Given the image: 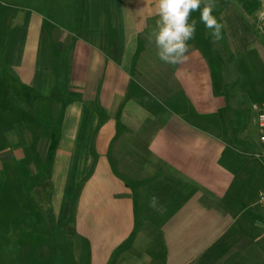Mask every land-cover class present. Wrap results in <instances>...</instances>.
Segmentation results:
<instances>
[{
    "label": "crops",
    "instance_id": "obj_1",
    "mask_svg": "<svg viewBox=\"0 0 264 264\" xmlns=\"http://www.w3.org/2000/svg\"><path fill=\"white\" fill-rule=\"evenodd\" d=\"M22 1L0 0V246L50 214L70 224L38 242L55 264H264L238 233L244 115L200 12L173 66L156 54L157 0Z\"/></svg>",
    "mask_w": 264,
    "mask_h": 264
},
{
    "label": "rangeland",
    "instance_id": "obj_2",
    "mask_svg": "<svg viewBox=\"0 0 264 264\" xmlns=\"http://www.w3.org/2000/svg\"><path fill=\"white\" fill-rule=\"evenodd\" d=\"M20 2L23 3L22 0ZM222 8L223 13H229L232 9L237 16L233 37L223 36L219 43L226 46L228 52L223 59V77L230 86L225 92L238 95L240 100L238 107L233 106L232 110H228L237 118H241L240 114L244 115L240 126L246 139V142H239L243 151L237 152L236 167L233 164L228 166L234 173L230 189L241 202L239 222L244 224H240L238 233L244 234V241L249 248L264 250V204L261 202V192H264V158L258 155L264 153V144L260 139L258 111L255 109V104H264V0H222ZM228 41L232 42L233 50L226 44ZM112 177L117 175L113 173ZM106 183L113 184L112 181ZM33 216V220L13 230L15 241L21 234L25 236L24 245L15 243L0 246V264H55L54 260H40L42 244L38 242H42L43 237H47V242L52 237L59 238L64 234L63 231L69 229L70 224L62 226L49 214L45 220L46 229L42 230L39 226L43 223L36 224V214L33 213ZM49 245L54 252V241ZM7 247L11 255L5 254ZM5 257L11 259L6 261Z\"/></svg>",
    "mask_w": 264,
    "mask_h": 264
},
{
    "label": "clouds",
    "instance_id": "obj_3",
    "mask_svg": "<svg viewBox=\"0 0 264 264\" xmlns=\"http://www.w3.org/2000/svg\"><path fill=\"white\" fill-rule=\"evenodd\" d=\"M203 5V7H201ZM215 0H157V29L152 33L158 58L169 65H180L189 59V41L194 39L197 20L193 12H200L199 22L211 30L214 40L222 39L224 24L213 15ZM157 197H152V206Z\"/></svg>",
    "mask_w": 264,
    "mask_h": 264
},
{
    "label": "built area",
    "instance_id": "obj_4",
    "mask_svg": "<svg viewBox=\"0 0 264 264\" xmlns=\"http://www.w3.org/2000/svg\"><path fill=\"white\" fill-rule=\"evenodd\" d=\"M255 109L258 111V124L261 131L260 139L264 144V104H255ZM260 156L264 158V153ZM261 202L264 204V192H261Z\"/></svg>",
    "mask_w": 264,
    "mask_h": 264
},
{
    "label": "trees",
    "instance_id": "obj_5",
    "mask_svg": "<svg viewBox=\"0 0 264 264\" xmlns=\"http://www.w3.org/2000/svg\"><path fill=\"white\" fill-rule=\"evenodd\" d=\"M262 154H263V153H262ZM262 154H260V155H262ZM258 155H259V154H258ZM260 155H259V156H260ZM261 157H262V156H261Z\"/></svg>",
    "mask_w": 264,
    "mask_h": 264
}]
</instances>
